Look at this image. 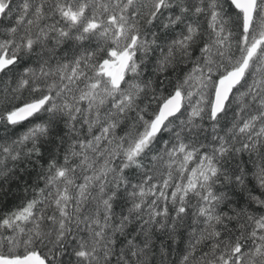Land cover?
Masks as SVG:
<instances>
[{"label": "snow or ice", "instance_id": "obj_1", "mask_svg": "<svg viewBox=\"0 0 264 264\" xmlns=\"http://www.w3.org/2000/svg\"><path fill=\"white\" fill-rule=\"evenodd\" d=\"M0 264H264V0H0Z\"/></svg>", "mask_w": 264, "mask_h": 264}]
</instances>
